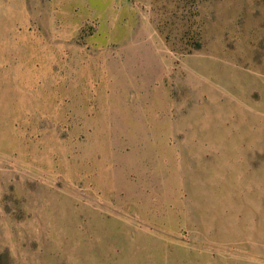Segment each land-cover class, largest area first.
Listing matches in <instances>:
<instances>
[{"label":"rangeland","instance_id":"1","mask_svg":"<svg viewBox=\"0 0 264 264\" xmlns=\"http://www.w3.org/2000/svg\"><path fill=\"white\" fill-rule=\"evenodd\" d=\"M0 264H264V0H0Z\"/></svg>","mask_w":264,"mask_h":264}]
</instances>
